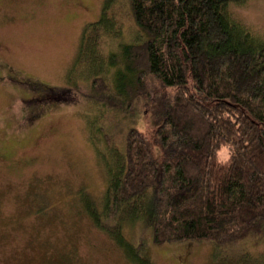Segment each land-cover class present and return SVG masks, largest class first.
<instances>
[{
  "label": "rangeland",
  "instance_id": "374dc122",
  "mask_svg": "<svg viewBox=\"0 0 264 264\" xmlns=\"http://www.w3.org/2000/svg\"><path fill=\"white\" fill-rule=\"evenodd\" d=\"M106 1L0 0V264H134L107 226L117 220L102 212L110 167L124 157L130 130L156 142L144 102L116 96L123 47L146 37L131 0H114L100 27ZM228 12L264 41V0ZM97 77L109 86L99 104ZM45 93L51 100L39 99ZM90 204L106 230L86 212ZM122 233L144 245L154 264H264V236L215 249L210 242L155 245L141 223H122Z\"/></svg>",
  "mask_w": 264,
  "mask_h": 264
},
{
  "label": "trees",
  "instance_id": "16d2710c",
  "mask_svg": "<svg viewBox=\"0 0 264 264\" xmlns=\"http://www.w3.org/2000/svg\"><path fill=\"white\" fill-rule=\"evenodd\" d=\"M247 1L131 0L146 39L123 47L116 96L144 102L156 142L130 130L124 157L110 167L102 214L117 220L107 226L134 264L154 263L144 245L125 239L124 222L141 223L155 245L224 249L264 236V41L228 12ZM93 89L95 103L105 102V79ZM85 209L106 228L94 204Z\"/></svg>",
  "mask_w": 264,
  "mask_h": 264
},
{
  "label": "flooded vegetation",
  "instance_id": "af4514ba",
  "mask_svg": "<svg viewBox=\"0 0 264 264\" xmlns=\"http://www.w3.org/2000/svg\"><path fill=\"white\" fill-rule=\"evenodd\" d=\"M13 78H14V77H12V78H10V79H12V80H13ZM13 81H15V80H13ZM15 82H16V81H15ZM49 96H50V95H49ZM51 97H52V96H51ZM45 100H47V99L45 98Z\"/></svg>",
  "mask_w": 264,
  "mask_h": 264
}]
</instances>
